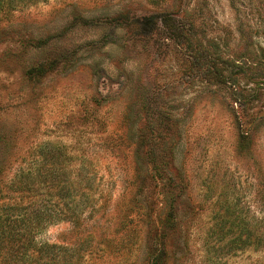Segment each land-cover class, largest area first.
<instances>
[{"label":"rangeland","instance_id":"rangeland-1","mask_svg":"<svg viewBox=\"0 0 264 264\" xmlns=\"http://www.w3.org/2000/svg\"><path fill=\"white\" fill-rule=\"evenodd\" d=\"M57 162L53 264H264V0H0V215Z\"/></svg>","mask_w":264,"mask_h":264},{"label":"trees","instance_id":"trees-1","mask_svg":"<svg viewBox=\"0 0 264 264\" xmlns=\"http://www.w3.org/2000/svg\"><path fill=\"white\" fill-rule=\"evenodd\" d=\"M144 21L145 24H150L152 28H154L153 30L157 29L156 31L165 34L166 39L177 42L180 37L183 36L184 29L181 21L174 13L167 12L149 16L146 17ZM186 30L188 31L189 29ZM186 35L187 43L189 46L193 47V52L200 54L198 58H195L198 62L194 63V61H191V66L198 70L206 69L207 71L210 67L213 68L214 65L211 64V52L208 51L206 54L202 53L199 49L200 46L190 38V33ZM49 66V63L36 66V68L33 69V74L35 76L43 74L49 69ZM218 74H220V72H218L217 75ZM166 153L167 151L164 154ZM46 159L47 157H45V161ZM59 162L50 169L45 168V163H43L41 166H37L34 171L29 169L25 172L23 177H21V183H23V185H26L24 179L28 180L25 194L22 195L21 198L28 199L25 203H30L24 207L17 206V203L15 205L8 203L3 209V214L0 215V264H53L55 261L54 257L50 255L51 250L49 251V248L55 250L57 246H39V244L35 242V238L43 229L47 212L51 217L60 218V216H53L50 214V210L45 212L42 207L34 206L35 203L31 200L38 198L37 196L39 192H41L39 183L46 187L49 186V200H51L55 192L57 196L63 199L72 195V193L69 192L71 185L70 180L62 174L64 169L60 167L61 163ZM83 166H85L84 161ZM59 205L60 203L58 202L57 206ZM46 207L51 209L53 206L47 205ZM72 211L73 213H70V219H73L74 224H79L80 219L78 218V213H76L75 208H73ZM58 214H61V211L58 212ZM74 250L77 252L76 256L79 257L83 251V247L79 246L74 248ZM61 260L64 262L65 259L62 257ZM76 261H79V259L77 258Z\"/></svg>","mask_w":264,"mask_h":264}]
</instances>
